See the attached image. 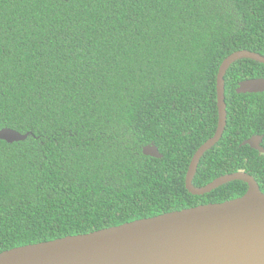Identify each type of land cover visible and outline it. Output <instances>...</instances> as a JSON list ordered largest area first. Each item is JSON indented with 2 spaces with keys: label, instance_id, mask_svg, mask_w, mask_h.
<instances>
[{
  "label": "trees",
  "instance_id": "16d2710c",
  "mask_svg": "<svg viewBox=\"0 0 264 264\" xmlns=\"http://www.w3.org/2000/svg\"><path fill=\"white\" fill-rule=\"evenodd\" d=\"M264 56V0H0V252L222 203L247 185L193 196L185 176L217 127L216 75ZM264 64L227 70V124L192 185L245 172L264 193ZM157 147L161 159L145 156Z\"/></svg>",
  "mask_w": 264,
  "mask_h": 264
},
{
  "label": "water",
  "instance_id": "95a60500",
  "mask_svg": "<svg viewBox=\"0 0 264 264\" xmlns=\"http://www.w3.org/2000/svg\"><path fill=\"white\" fill-rule=\"evenodd\" d=\"M249 59L264 64V56L241 50L225 58L216 75L217 127L214 135L194 153L185 188L193 196L241 181L247 185L239 198L199 205L152 218L141 219L95 232L66 236L0 252V264H264V193L245 172L216 178L203 187L192 185L203 155L221 139L226 124L224 77L232 64ZM264 92V79L238 83L237 94ZM28 134L0 130L8 144L23 141ZM262 136H253L242 146L264 153ZM145 156L161 159L154 145L145 146Z\"/></svg>",
  "mask_w": 264,
  "mask_h": 264
},
{
  "label": "rangeland",
  "instance_id": "374dc122",
  "mask_svg": "<svg viewBox=\"0 0 264 264\" xmlns=\"http://www.w3.org/2000/svg\"><path fill=\"white\" fill-rule=\"evenodd\" d=\"M218 116V115H217Z\"/></svg>",
  "mask_w": 264,
  "mask_h": 264
}]
</instances>
